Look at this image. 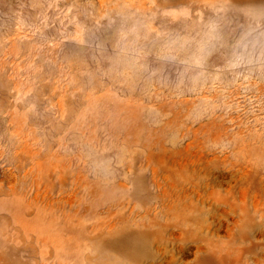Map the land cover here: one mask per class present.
<instances>
[{"label": "rangeland", "instance_id": "1", "mask_svg": "<svg viewBox=\"0 0 264 264\" xmlns=\"http://www.w3.org/2000/svg\"><path fill=\"white\" fill-rule=\"evenodd\" d=\"M0 264H264V0H0Z\"/></svg>", "mask_w": 264, "mask_h": 264}]
</instances>
